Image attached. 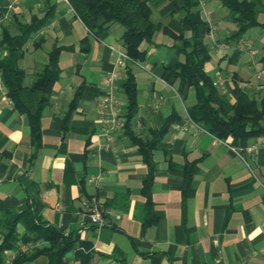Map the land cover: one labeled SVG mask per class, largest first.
<instances>
[{
  "label": "crops",
  "instance_id": "0c3cea01",
  "mask_svg": "<svg viewBox=\"0 0 264 264\" xmlns=\"http://www.w3.org/2000/svg\"><path fill=\"white\" fill-rule=\"evenodd\" d=\"M259 1L257 20L264 22V0ZM151 7L152 18L170 33L155 31L150 41L140 43L143 60L116 66L112 46L123 47L118 23L92 33L67 0H0V36L3 26L14 35L33 16L48 18L24 44L19 64L27 84L48 61L51 46L63 47L37 140L26 115L0 93V198L17 211L30 210L64 232H76L90 243L88 264H264V135L219 139L194 127L188 113L195 103L193 87L162 78L165 66L184 60L172 34L189 35L190 30L168 0H152ZM198 9L210 26L204 70L215 86L231 102L237 90L264 98V76L257 74L264 69V26L241 30L237 12L220 0H199ZM39 37L42 42L34 46ZM243 41H250L255 54ZM112 71L125 105L120 84L128 72L133 75L136 107L106 145L98 137L97 101L109 91ZM166 122L150 150V211L144 193L149 166L133 137L151 140ZM194 161L183 200L185 166ZM90 195L105 206L108 223L99 228L85 213L83 199ZM153 215L155 221L144 227L143 220ZM5 231L0 221V241ZM23 231L18 223L16 234ZM17 252L5 250L0 264L11 262ZM65 257L68 264H82L73 251ZM47 263L45 255L25 262Z\"/></svg>",
  "mask_w": 264,
  "mask_h": 264
},
{
  "label": "trees",
  "instance_id": "16d2710c",
  "mask_svg": "<svg viewBox=\"0 0 264 264\" xmlns=\"http://www.w3.org/2000/svg\"><path fill=\"white\" fill-rule=\"evenodd\" d=\"M76 16L85 24L90 32L96 33L100 28L116 22L122 28L121 40L123 48L134 61H141L145 57V50L140 43L150 41L152 34L162 29L170 33L160 21L152 18V0H67ZM172 4V12L181 13V22L190 30L189 35L184 31L172 34L176 42L173 46L184 55V60L175 66H165L162 78L170 84L192 86L195 92V103L188 109L191 119L215 137L222 139L227 136L253 137L264 135V98L237 90L234 102L220 92L212 78L205 72L204 64L209 59V45L205 36L210 31L206 20L200 16L199 0H168ZM230 10L237 12V19L243 30L248 26L261 25L257 20L261 2L259 0H220ZM101 20V22H100ZM48 22L45 16H33L29 23L22 24L17 34H10L3 26L0 36V50L4 53L0 57L2 81L6 87V94L16 109L26 115L34 139L40 135V118L44 108L49 103V94L53 83L59 77L57 64L62 45L53 44L48 50V61L35 72L30 83L25 82V71L19 61L23 58L24 44L35 33L39 32ZM39 37L34 46L42 42ZM120 88L126 96L125 122L134 113L136 107V87L134 77L128 72ZM76 105L75 99L70 103L63 117L65 127L72 109ZM168 122L160 131H154L151 140H138L139 149L149 166V173L144 181L146 206L151 211L150 185L153 179L154 165L150 161V150L156 146L159 133L164 132ZM123 126V127H124ZM196 162L185 166L186 185L183 189V200L189 195V182L195 172ZM102 207L105 206L102 204ZM105 210V209H104ZM105 215V211H104ZM157 215L147 216L143 226L153 223ZM0 221L6 226V231L0 241V263L4 262V251L16 249L18 252L8 264H25L39 255H45L47 264H68L65 257L68 251H73L76 259L82 264H88L91 256L90 243L80 241L76 232H64L58 227L46 223L30 210L17 211L0 198ZM24 226L21 235L16 234L17 224ZM19 243L28 244L26 250L19 248Z\"/></svg>",
  "mask_w": 264,
  "mask_h": 264
},
{
  "label": "built area",
  "instance_id": "2783aa9c",
  "mask_svg": "<svg viewBox=\"0 0 264 264\" xmlns=\"http://www.w3.org/2000/svg\"><path fill=\"white\" fill-rule=\"evenodd\" d=\"M241 44H245L251 54H255V50L251 49L250 41H243ZM112 49L115 53L114 63L116 66H124L126 61H132L131 57L127 54L123 47L112 46ZM3 53L4 52L0 50V57L3 55ZM257 74L264 76V69H258ZM117 76L118 74L115 71L109 73L106 81L109 91L97 101V114L100 120V130L98 132V137H100L106 145H109L114 141L116 132L124 126L125 122V103L116 93L114 87V80ZM0 93L4 96H7L6 87L1 77V69ZM9 101L11 100L9 99ZM192 122L195 128L204 130L200 125L194 121ZM248 148L252 149L253 147L250 146ZM90 180H93V178L91 177ZM83 204L85 205V213L88 216L89 223L91 225H93L95 228H99L108 223L104 215L102 203L96 196L90 195L85 197L83 199ZM116 218H119V215H116ZM19 248L21 250H26L28 248V244L19 243Z\"/></svg>",
  "mask_w": 264,
  "mask_h": 264
}]
</instances>
